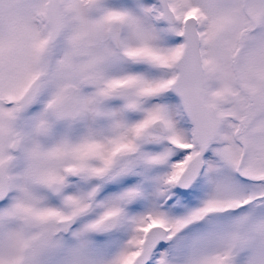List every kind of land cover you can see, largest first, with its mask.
Here are the masks:
<instances>
[{
	"label": "snow or ice",
	"instance_id": "obj_1",
	"mask_svg": "<svg viewBox=\"0 0 264 264\" xmlns=\"http://www.w3.org/2000/svg\"><path fill=\"white\" fill-rule=\"evenodd\" d=\"M0 264H264V0H0Z\"/></svg>",
	"mask_w": 264,
	"mask_h": 264
}]
</instances>
